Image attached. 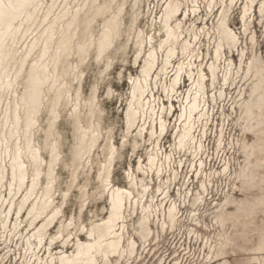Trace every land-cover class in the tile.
<instances>
[{
  "label": "bare ground",
  "instance_id": "bare-ground-1",
  "mask_svg": "<svg viewBox=\"0 0 264 264\" xmlns=\"http://www.w3.org/2000/svg\"><path fill=\"white\" fill-rule=\"evenodd\" d=\"M126 1L2 0L0 235L3 242L19 241L15 252L28 264L42 263L38 251L46 244L48 264H128L150 236L157 246L165 231L180 230L184 217L190 220V212L183 216L176 199L164 203L171 197L172 183L181 177L180 169L190 167L192 179H197L195 189L181 193L190 205L191 201L193 205L199 203L200 208V200H206L205 193L212 188L215 176L209 172L218 174V170L206 167L210 142L202 138L204 130L201 129L200 136L194 131L201 127L202 118L208 116L205 101L208 91L220 81L225 86L239 78L242 82L233 97V109L240 130L235 144L243 160L232 173L233 191L238 196L226 193L212 216L218 231L214 233L210 254L217 264H264V48H257L254 29L257 9L264 43V0H207L209 13L213 8L219 9L207 32L200 29L196 32L195 27L184 29L182 20L187 10L182 19L178 15L183 6H188L187 2L191 3L188 9L191 7V13H195L200 7L199 0H161L159 13L151 19L148 31L138 25L143 14L142 0L132 2L128 24L124 23ZM236 3L242 4L238 33L230 25ZM200 35H212L210 48L204 52L196 45ZM244 39L249 41V48L241 45ZM129 43L134 44L133 64L138 70L128 75L123 111L125 129L120 144L116 145L112 124L109 122L102 130L104 108L97 98L93 72L87 75V96L83 95L81 83L91 58L96 66L103 63L106 71L113 63L112 49L120 44V57L125 61ZM226 50L236 51L237 64L230 53L226 55ZM168 68L171 75L167 74ZM121 77L119 72L118 78ZM185 77L189 89L177 92ZM155 85L162 86L170 101L174 96L179 102L178 116L177 104L168 107V115L173 112L172 117H176L169 153L161 151L159 142L168 128L163 112L166 109L156 99V107L161 108L154 118V102L146 97ZM222 88L219 86L212 92L209 96L212 101L215 93L222 96ZM112 91V85L107 83L106 95ZM61 116L69 124V135L58 128ZM144 132L155 136V141L138 158L135 169L130 165L131 169L124 174L125 183L117 184L114 163L121 160L127 143L135 152L138 140L146 136ZM174 150L190 151L193 162H198L197 170L193 162L189 165L181 160L173 162L170 153ZM202 157L206 158V166ZM86 166L95 167L94 179L91 180L90 172L84 171L76 195L79 213L67 218L64 205L71 197L78 171ZM227 169L226 164L220 171ZM148 170L160 175L165 190L159 195L149 193L151 183L143 178ZM135 171H140L143 177ZM89 197L98 203L95 216L84 221L83 211ZM136 208L140 212L129 215V209ZM197 215L193 214L192 223L185 227L194 225ZM56 243L60 244L59 251L52 253V245ZM68 245L73 247L70 251ZM5 250L7 255L3 249L0 264H6L5 259L11 253L9 247L5 246Z\"/></svg>",
  "mask_w": 264,
  "mask_h": 264
},
{
  "label": "rangeland",
  "instance_id": "rangeland-1",
  "mask_svg": "<svg viewBox=\"0 0 264 264\" xmlns=\"http://www.w3.org/2000/svg\"><path fill=\"white\" fill-rule=\"evenodd\" d=\"M134 0H127L125 4V10L123 11V18L124 23L128 24L129 20V7L132 4ZM207 0H199V9L195 13H191V6L190 2L188 3V6H183L182 10L179 12V18L182 19L184 17L183 12L187 10V15L185 19L182 20L183 28H190L195 27L196 32H199L200 30L203 32L210 31L211 27L215 23V19L217 18V13L219 9H211V13H209L210 9L206 7ZM160 3L161 0H142V8H143V14L139 16L138 25L140 27H145L146 31L151 28V19L153 20L155 15H158L160 10ZM242 4L236 3L233 7L232 12V19H231V28L238 33L240 31L241 22H240V12H241ZM218 8V7H217ZM190 15H189V14ZM183 14V15H182ZM258 13L256 9V13L254 14V21H255V32L256 37L258 40L257 48L260 50H263L264 43L261 37V23L259 20L257 21ZM204 24V25H203ZM200 29V30H199ZM206 30V31H205ZM212 36V35H211ZM211 36H205L200 35L196 38V45H199L201 49H203V52L210 48L211 45ZM199 39V40H198ZM209 39V40H208ZM120 44H118L119 47ZM242 46L248 47L250 46L249 41L244 39L242 40ZM117 45L112 49L111 51V58L113 60V63L111 66H109L106 71L103 63H99L97 66L91 58V60L88 61V66L86 69V74L83 76L84 80L82 81V92L84 96H87V93H89V86L87 85V75L90 72H93L94 75V84L97 86V98L99 102L101 103L102 107L104 108L103 112V122H102V130L104 131V128L107 127L109 122L113 126V134H114V141L115 144L119 145L122 140V133L125 129L124 122H123V111L126 107L125 105V98L127 96L128 92V84L129 79L128 75L129 73L131 75H134L137 73L138 67L133 64V58L136 54L135 47L133 43H129L128 47L126 49V60L123 61V59L120 57V51ZM118 48V49H117ZM226 55L230 53V56H232L234 62L238 63V55L236 51L228 52L225 51ZM117 53V54H115ZM199 54V53H198ZM204 58V56H203ZM100 72V73H99ZM121 72L122 77L118 78V73ZM167 74L171 75L172 71L171 68H168ZM184 80V78H183ZM235 83L230 85L222 86V81L214 89H210L208 91V98L206 101V108L208 111V116L206 115V118H202L201 120V127H198L194 134L200 136L202 130H204V134L202 138H205L210 142V148L211 150L207 152V162L206 158H203L205 160V166L207 164V168L209 170H218V174L212 173V176L214 175V181L212 183V188L209 190L208 193H205L206 200H200L202 202V206L199 208V203H195V205L189 204V200L185 199L182 196V191H188L193 190L196 188V185L194 183L197 182V179L193 177V174L190 172V167L187 168L182 167L180 169L181 177L177 178L175 180L171 187H170V198L165 199L164 203H169L170 200L176 199V202L180 205L181 212L183 213V216L187 215L189 212L191 215L190 220L187 217H184V226L180 230H168L165 231L162 234V237L159 239V243L157 246H155L154 242H151L149 237L148 242L145 243V245L142 248H139L137 251V254L134 258H132L128 264H217V261H215V258L213 259L211 257L210 251L212 247V241L214 242V236L216 232L218 231L216 225L214 224V220L212 218L217 206L222 203V200H224V196L226 193H234V178H233V171L235 167H237V164L243 160V154L238 149V146L236 143V139L240 136V130L238 125L235 123L236 119V111L233 109V97L235 96L236 89L241 84V80L239 78L235 79ZM240 80V81H239ZM107 83H110L112 85L113 91L110 95H106V85ZM189 81L185 77V80L181 85L177 88V92H186L189 89ZM158 86V87H157ZM220 87H223L222 90L224 91L222 96L219 97L217 94H214V100L209 97L212 92L215 90L217 91ZM218 87V88H217ZM186 91H185V90ZM184 90V91H183ZM213 90V91H212ZM152 93H148L146 97H150L152 103L155 105L154 111L155 116L152 115L154 118L156 117L157 113H159L160 108L159 105L156 107V99L162 101L163 108L166 109L163 110L164 116L168 119V125L164 131L163 134L159 138V142L161 145V151L163 150L166 153H169L171 150L172 141L174 138V123L175 118H173V112L172 115L169 113L168 110L169 106L172 108L173 105L177 104V114H179V102L178 100L173 96L170 101L168 97L164 94L165 90L162 89L161 85H155L152 90ZM154 92V93H153ZM178 94V93H173ZM216 95V96H215ZM155 98V99H154ZM174 98V99H173ZM211 99V100H210ZM177 103H176V102ZM171 103V105H170ZM170 108V109H171ZM170 111V110H169ZM65 116H61L58 122V128L60 131H64L65 134L69 135V124L65 121ZM208 120V121H207ZM157 121V120H156ZM173 125V126H172ZM145 127L148 126V124H144ZM204 128V129H203ZM199 129V131H198ZM202 129V130H201ZM136 131V128L134 127L132 130V135ZM197 131V132H196ZM146 132L143 133V136L146 135ZM158 133V131H157ZM131 136V135H130ZM199 138V137H198ZM202 140V154L204 153V144L203 139ZM155 141V136L151 137L148 134L140 138L138 140V146L136 147L135 152L131 150V147L129 143L125 145V147L122 149V158L121 162H115L114 163V179L117 184L125 183L124 174L126 171H129L130 165H132V168L135 169V164L138 160V158L141 156H144V153L147 149L151 148L152 142ZM165 149V150H164ZM96 152V150H94ZM67 153V149H64V155ZM174 159L172 160L175 163H178L179 160H181L182 163L188 162V165L190 162H193L194 155L192 153L185 151H172L170 153ZM201 154V156H202ZM94 155V153H93ZM63 160H65V157H63ZM172 162V163H173ZM197 160L193 162L194 169L197 170L196 164ZM228 165V169L225 171H220L222 168H224L225 165ZM63 165V163L61 164ZM135 165V166H134ZM172 165V164H171ZM185 165V164H182ZM130 168V169H129ZM204 168V165H203ZM202 168V169H203ZM206 168V169H207ZM90 172V178L93 181L95 176V167L86 166L83 170H79L76 176V183L71 189V197L67 201L66 205H64V215L65 217H69V215H75L77 217V214L79 213V203L80 201L78 198H76V195L78 193L79 186L83 180L84 171ZM149 173H146L143 177L142 173L135 171L136 174L140 173L139 177L145 178V181H147L150 184V194L154 196L155 194L159 195L160 192L164 191V186H162V181H160L159 174L155 173L154 170L150 171ZM200 173V171H198ZM68 175L65 174L64 180L66 181L68 178ZM162 177V175H161ZM164 180V177H163ZM185 182V185L182 186L181 184ZM233 183V185H232ZM63 189V186L62 188ZM181 189V191H180ZM178 190V191H177ZM202 190H204L202 188ZM236 194V193H234ZM238 196V193L236 194ZM74 196V197H72ZM163 198V196H160L159 198ZM98 203V201H95L91 197L88 198L82 218L84 221H88V219L93 215L95 216V205ZM102 203H104V199H102ZM192 206V207H191ZM207 210V211H206ZM100 213V211H98ZM140 212V208L136 209H129V215H135ZM204 214H203V213ZM193 214H198L196 218H198L196 221H194V225L190 224V228L185 225L187 223H192V216ZM188 215V216H189ZM203 218H202V217ZM201 217V218H200ZM211 217V218H210ZM193 221V220H192ZM212 221V222H211ZM213 223V224H212ZM207 225V226H206ZM213 225V226H212ZM154 229V228H153ZM191 229V230H190ZM54 230V229H52ZM51 230V231H52ZM213 230V231H212ZM189 231V232H188ZM193 231V232H192ZM197 233H194L196 232ZM191 232V233H190ZM215 233V234H214ZM208 235V236H207ZM211 235V237H210ZM81 238H84L83 235H80ZM1 237V235H0ZM210 237V238H209ZM208 238V239H207ZM212 238V239H211ZM4 239L2 237L0 238V248L4 249L5 255H7V251L5 250V246L9 247L11 250V253L7 256V263L6 264H28V262L22 261L19 257L18 253L15 252L17 250V246L20 244L19 241L11 240L10 242H7L6 244L3 242ZM205 240V241H204ZM210 241V242H208ZM205 242V243H204ZM210 244V245H209ZM59 243H56L55 245H52V253H55L59 251ZM70 245V244H69ZM67 247V251H70L73 247ZM208 245V247H207ZM46 245H43V247H39L38 255H41V264H48L47 261H49V257H45V255H49L47 251H45ZM209 248V249H208ZM3 249H0V254L3 253ZM13 251V252H12ZM17 253V254H16ZM166 255L167 258H164ZM210 257V258H209ZM48 258V259H47ZM15 259V260H14ZM15 262V263H14ZM50 262V261H49ZM3 264V263H2ZM56 264V263H55Z\"/></svg>",
  "mask_w": 264,
  "mask_h": 264
},
{
  "label": "snow or ice",
  "instance_id": "snow-or-ice-1",
  "mask_svg": "<svg viewBox=\"0 0 264 264\" xmlns=\"http://www.w3.org/2000/svg\"><path fill=\"white\" fill-rule=\"evenodd\" d=\"M4 7L2 0H0V8ZM8 7H11V5H8Z\"/></svg>",
  "mask_w": 264,
  "mask_h": 264
}]
</instances>
